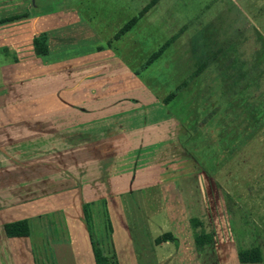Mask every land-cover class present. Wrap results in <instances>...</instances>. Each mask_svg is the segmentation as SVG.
Wrapping results in <instances>:
<instances>
[{
    "label": "crops",
    "instance_id": "crops-1",
    "mask_svg": "<svg viewBox=\"0 0 264 264\" xmlns=\"http://www.w3.org/2000/svg\"><path fill=\"white\" fill-rule=\"evenodd\" d=\"M117 1L135 13L125 25L113 23L117 11H109L116 17L111 22L94 14L88 0H0V264H96L81 203L60 197L62 187L76 188V182L22 179L44 172L38 164L48 159L46 146L70 142L56 131L76 126L79 106L84 107L79 113L86 117V128L94 119L128 113L138 117L119 127L132 130L131 138L124 135V147L113 154L102 151L99 159L106 165L89 167L109 175L119 153V159L134 161L124 166L132 181L123 182V190H114L118 181L100 187L108 194L105 210L112 230L103 238L101 228L99 244L110 264H264L263 244L256 247L263 250L260 263L239 259L251 225L264 221L230 217L220 204L200 200L207 185L211 189L225 176L230 187L248 185L253 170L260 172L257 176L264 170V161L253 158L248 149L264 144V72L258 74L264 52L249 60L237 55L238 50L235 56L241 59H233L228 57L229 46H206L199 30L212 25L216 12L207 17L187 0ZM151 1L157 3L154 8ZM136 17L138 21L118 37ZM205 17H211L210 23L205 24ZM144 18L153 24L140 37L129 34ZM169 19L165 26L163 20ZM193 31L196 40L189 38ZM40 34L48 37V58L36 56L34 41ZM114 38L121 57L108 47ZM170 43L171 54L165 53ZM262 46L264 50V42ZM78 48L87 51L70 55ZM155 60L170 77L152 71ZM125 82L132 83L125 87ZM221 82L228 84L223 87ZM119 83L121 90L107 93L108 86ZM152 85L163 92V102ZM260 88L261 93H254ZM223 105L228 109L221 110ZM144 112L148 120L141 116ZM114 141L104 136L101 145H116ZM160 142L167 148L159 149ZM159 156L164 161L157 162ZM32 162L37 166L27 167ZM46 170L47 177L58 175L54 166ZM21 220L29 221L30 236L9 238L5 225Z\"/></svg>",
    "mask_w": 264,
    "mask_h": 264
},
{
    "label": "rangeland",
    "instance_id": "rangeland-1",
    "mask_svg": "<svg viewBox=\"0 0 264 264\" xmlns=\"http://www.w3.org/2000/svg\"><path fill=\"white\" fill-rule=\"evenodd\" d=\"M88 1H89L88 8H91L94 14L102 15V17L109 22H111V20L116 18L109 16V11L111 10L117 11L116 14L117 20L113 21V23L119 21L121 25H125L132 19V17L135 16L133 9L125 5L124 2L119 1L118 3L117 0H107V1L88 0ZM152 2L153 1H151L150 4H152ZM158 2L159 1L157 0V3ZM186 2L188 3V5H195L194 7L191 8L198 9L199 12H202L207 17L210 12H211L210 14H212L213 10H215L216 12L215 13L216 18L213 20L212 25H205L206 31L204 29L199 30L201 34V35L199 34V40L201 37V40H203V42L206 43V46L210 48L219 46L221 47L220 49L229 46L228 50L230 49V47L232 49L229 52L228 57L230 56L231 58L235 56L238 50L240 52H238L239 54L237 55H240L241 53L242 57L245 56L249 60L250 59L254 60L255 57H259L261 54H263L264 50H263L262 42H264V0H199V1L187 0ZM153 3H155V5H152L150 8H154L157 5L156 1H154ZM197 3L198 5H196ZM17 5L18 4H14V7H16ZM111 14H115V13H111ZM207 17H205L206 18L205 24L210 23L209 20L211 19V17H209V19H207ZM144 19L146 21H144L142 25H140L143 27H141V29L139 28V30L141 31L136 32L137 28L140 26L137 27L135 26L134 27L135 29L133 28V30L129 34L133 33L136 36V34L139 33L138 36L140 37L142 31L145 30L148 24L152 23V22L149 23V19L146 18ZM168 22L169 23L171 22L170 19L169 21L163 20V24L165 26H167ZM95 23L97 24L96 21ZM96 24H93V26L97 27ZM97 25L101 27V25H99V18ZM114 27L116 28L117 26ZM195 28H196V24L193 23V30ZM214 28L216 29L213 31ZM109 29L111 30L112 27H110ZM123 34L124 33L120 32L118 34V37ZM187 34L188 32L186 31L182 33V36H180L182 37L181 39L182 42L186 40L183 37V35H187ZM191 35H193L189 37L191 40L197 39L196 38L197 34H194V31L192 32ZM106 37L108 39V37H110V34H107ZM115 41L116 38H114L113 42L112 41L110 42V45L108 44V47L111 46L114 56L119 57L120 55L117 51L118 45H116ZM172 45L174 46V43L170 45V48H167V50H165V53L169 52V54H171ZM96 49H99V47ZM81 50L87 51L86 48L72 49L73 53L70 55H73L76 52L80 53ZM140 52L134 51V53L138 55H140ZM154 52H158V51L154 50ZM209 52H212V50H209ZM48 56H50V50ZM241 56L240 57L235 56V58L241 59ZM157 60H155L156 63H154V65L151 67L153 68L152 71H155L156 75H164L165 74L164 71H161L159 69L160 65H158ZM239 64L241 65L242 63L239 62ZM188 65L191 66L192 62L190 61ZM232 67L233 69L236 68V63L232 65ZM157 69H159V71H157ZM261 71L264 72V63L258 65V72H259L258 74H260ZM227 72L229 73V71ZM166 76L170 77V75H164V77ZM220 80L223 81V78L222 79L220 78ZM248 82L249 80H246L245 84H247ZM127 83L129 86L132 82H125V87H128L126 85ZM143 83L148 85V87L150 86V82L146 81ZM153 84L159 85L158 83L155 82H153ZM225 84L228 83L221 82V86L224 87ZM121 85H123V83H119V85L108 86L107 93L116 94L117 91L121 88L120 87ZM157 85L156 87L155 86L153 87L152 85V89L154 90L155 88L156 93L162 96L160 98V101L163 102L165 96H163V92L157 90L159 89ZM254 93L256 94L261 93V88L254 89ZM223 109H228V107L226 105L225 106L223 105L221 107V110ZM83 111H84V107L79 106L78 118L76 119L77 122L76 126H71V127L62 126V128L56 131L61 133V136L69 137L70 142H67L66 144H61L60 146H46L47 154H45V157L48 159L45 161H40L38 164L45 167L44 172L41 171L34 172L27 176L25 175L24 177H22V179L23 181H25L24 179L26 178H28V180L37 181V179L41 180L43 178H44L43 180L47 178H51V179L56 178L57 180L60 178L61 182L68 181L69 179L76 182V188L75 187L68 188L67 186L62 187L61 188L62 194H60V197L62 201H68L70 200L68 196H70V198L76 200L77 203L79 204L81 203L82 206L84 204H89L90 206L89 210L94 217L95 238L97 240L98 245L100 246L99 234H101L102 231L101 228H103L104 230L102 231L103 234H101V236H103L104 238V236L107 235V229H108L107 221L109 219L107 216V212L105 210V205L107 202L106 198L108 197V194L106 192H101L102 190H100V187L110 188L111 186H113L112 184H116V181H118L119 183L117 186L120 188L116 187V189L114 190H117L116 192H118V190H123L124 188L121 187L124 186V183L125 185H127L132 181V176L129 174L128 171H126L127 169H125L124 166L126 165V167L128 168L131 166V164L134 163V161L125 162L126 161L125 159H119V154H120L119 153L118 156H116L117 159L114 160L112 163L113 164L112 168L115 171H112L109 175L106 173V170L104 171V168H103L104 172L102 173L101 171L100 173L99 170L95 172L94 171L91 172L89 170V167L91 164L93 165V167H96V169L100 167H104L106 165L103 164L104 160L102 161L101 159H99L101 152L103 151V153L109 152L110 154H113L118 150L122 149V147H124L123 145L124 142H122L124 139V135L126 134L130 135V137L128 138H131L132 130L130 127L128 128L127 131H124L123 128H119V127H122L123 125L129 126V123H132L134 120H137L138 117L133 118V113H128L122 115L121 117L114 116L112 118V116H109L108 118L105 117L104 120L94 119L92 127L90 126L89 128H86L85 127L86 117H84V115H81L79 113L81 112L83 114ZM141 116L145 120H148L147 112L141 113ZM29 118H31V116H29ZM66 119L67 118L64 119L62 118V120H66ZM161 120H163V117L162 119H160V121ZM108 127H110L111 129L106 130ZM32 131L33 134L36 133V130H32ZM104 136L110 138L114 137L115 138L114 143L116 145L109 143L108 144L106 143L105 145H101V141ZM117 138L121 139V142H119V144L118 141L116 140ZM161 138H163V136H160L158 140H160ZM261 139H264V135H262ZM91 142L93 144H91ZM160 143L161 145L158 146L159 149L163 150L167 148V146H165L163 142ZM127 144H129V142ZM175 147L176 148L179 147L177 141ZM54 149H55L54 152L56 153L55 155L52 154ZM248 149L253 154V158H260L259 159L260 162L264 161V144L259 146L257 145L256 147H254L253 145ZM159 157L160 159H158L157 162L164 161V158H161L162 156ZM248 160H246V163H248ZM32 166H37V163L32 162L27 165V167H32ZM53 166L55 167L54 174H58V175L53 177L51 176V174H49L50 177H47L46 168L52 169ZM262 167L264 168V165ZM223 170H225L224 172H227V167L226 169ZM126 172H128V174L124 178L122 174H125ZM239 172L244 174V170L242 169H240ZM253 173H254L253 177L246 179L247 182L249 183L248 185L237 184L236 186L230 187L231 185L229 183V176L223 177L222 180H220V183L219 184L217 183L218 185L216 186L211 185V189H209L210 187L209 185H207L204 188V191L200 193V200L203 199L205 201L213 202L214 205L220 204L223 208L221 212L226 213L230 217H234L235 214L238 218H240L238 215L242 217H248L249 220L254 221L253 223H255L259 219L264 221V170L262 171V174L258 176L257 173L260 174L259 171L253 170ZM22 185H24V182ZM69 189H71L72 191L70 195H68L70 192L68 191ZM231 189H235L236 191H232ZM66 190L68 192H66ZM262 225H260L261 227L258 226V224L251 225L252 229H250L249 231L251 232V234L248 232L249 239L241 243L240 248L242 250H249V249L251 250V248L254 249L261 244H263L262 248H264V232L262 231L264 229V223ZM239 228L241 229L242 226L240 225ZM243 232L245 233V231ZM260 250L261 252L263 251L262 249Z\"/></svg>",
    "mask_w": 264,
    "mask_h": 264
},
{
    "label": "trees",
    "instance_id": "trees-1",
    "mask_svg": "<svg viewBox=\"0 0 264 264\" xmlns=\"http://www.w3.org/2000/svg\"><path fill=\"white\" fill-rule=\"evenodd\" d=\"M138 17L134 18L121 33H125L129 28H131L137 21ZM35 53L39 58H47L49 55L48 48V37L46 34H40L34 41ZM155 58V57H154ZM89 204H84L82 206V211L87 225L88 233L93 245L94 255L96 264H110L109 259L104 255L102 249L97 243L95 238L94 229V217L90 212ZM107 234L112 230L110 220L107 221ZM5 231L9 238H26L31 234L30 225L28 220H21L14 223L6 224ZM167 237V236H166ZM164 237L163 239H168ZM197 242L201 244V239H197ZM239 259L242 263H260L262 261V254L259 248H254L251 250L239 251Z\"/></svg>",
    "mask_w": 264,
    "mask_h": 264
}]
</instances>
